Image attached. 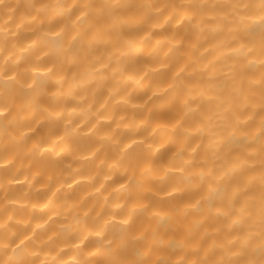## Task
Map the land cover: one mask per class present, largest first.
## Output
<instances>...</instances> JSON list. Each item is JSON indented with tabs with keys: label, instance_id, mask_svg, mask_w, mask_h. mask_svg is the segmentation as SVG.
<instances>
[{
	"label": "clouds",
	"instance_id": "obj_1",
	"mask_svg": "<svg viewBox=\"0 0 264 264\" xmlns=\"http://www.w3.org/2000/svg\"><path fill=\"white\" fill-rule=\"evenodd\" d=\"M0 264H264V0H0Z\"/></svg>",
	"mask_w": 264,
	"mask_h": 264
}]
</instances>
